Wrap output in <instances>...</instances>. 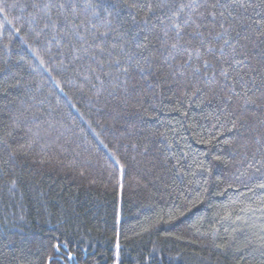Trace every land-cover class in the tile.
I'll use <instances>...</instances> for the list:
<instances>
[{
  "label": "trees",
  "instance_id": "obj_1",
  "mask_svg": "<svg viewBox=\"0 0 264 264\" xmlns=\"http://www.w3.org/2000/svg\"><path fill=\"white\" fill-rule=\"evenodd\" d=\"M196 2L0 0V264H264V0Z\"/></svg>",
  "mask_w": 264,
  "mask_h": 264
},
{
  "label": "snow or ice",
  "instance_id": "obj_2",
  "mask_svg": "<svg viewBox=\"0 0 264 264\" xmlns=\"http://www.w3.org/2000/svg\"><path fill=\"white\" fill-rule=\"evenodd\" d=\"M61 7H63V5H61ZM184 7H201V5H200L199 3H197L196 0H193V4H191V5H187V6H185V5H181V6H180L181 9H183ZM212 7H213V8H217V7H220V5H213ZM232 7L245 8L246 5H245L244 3H240L239 5H236V4L234 3V4L232 5ZM219 14H220V16H223V15H224L223 12H220ZM229 14H231V13H229ZM200 15L203 16V13H201ZM208 15H210V16H212V17H215V16L217 15V12L214 11V10H213V11H209V12H208ZM184 23L187 24V21H184ZM193 23H195V21H193ZM173 26H174V28L176 29V42L171 44V48H172V49H180V48H184L185 50H187L188 48H192L193 51H194V53H195V55H196L198 58H201V62H202L203 67H204L205 69L208 68V67H210L211 62H210L209 60H207V59H203V55H204V54H203L199 49H196V48L192 45L191 41H187V40H182V39H181V35H180V31H179V29H180V24H179V23H175V22H173ZM198 29H199V25H197L196 28L193 30V36L199 34V33H198ZM100 35H101L102 37H106L108 34H107V33H101ZM165 35H167V34L165 33ZM100 51H101V52L104 51V48H103L102 46L100 47ZM207 51H208L209 53H211V52H212V49L209 48ZM188 59L190 60V59H191V56H189ZM115 63L119 64L120 61L117 60V61H115ZM237 63H239V64H243V61H238ZM124 71L126 72L127 69H124ZM194 72H195V73H199V72H200V68H196V69L194 70ZM220 75L223 76V77H225V78H227V77L229 76V71H228V70H225V69H222ZM56 247H59V245H57Z\"/></svg>",
  "mask_w": 264,
  "mask_h": 264
}]
</instances>
